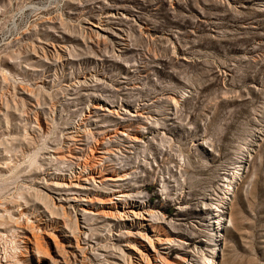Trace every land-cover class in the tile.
Masks as SVG:
<instances>
[{
	"label": "rangeland",
	"instance_id": "374dc122",
	"mask_svg": "<svg viewBox=\"0 0 264 264\" xmlns=\"http://www.w3.org/2000/svg\"><path fill=\"white\" fill-rule=\"evenodd\" d=\"M211 259L264 264V0H0V264Z\"/></svg>",
	"mask_w": 264,
	"mask_h": 264
},
{
	"label": "bare ground",
	"instance_id": "6f19581e",
	"mask_svg": "<svg viewBox=\"0 0 264 264\" xmlns=\"http://www.w3.org/2000/svg\"><path fill=\"white\" fill-rule=\"evenodd\" d=\"M229 184H231V183H228L227 186H229ZM231 187H232V185H231ZM231 187H230V188L228 187V190H230ZM225 190H226V188H225ZM228 190H227V191H228ZM227 191L224 193V197H225V198H227ZM32 249H33V248H32ZM32 251H33V250H32ZM38 252H39V251H38ZM38 252H36V253H38ZM34 253H35V252H34ZM40 258H41V257H40ZM212 263H213V262H212V259H211V260H210V264H212Z\"/></svg>",
	"mask_w": 264,
	"mask_h": 264
}]
</instances>
